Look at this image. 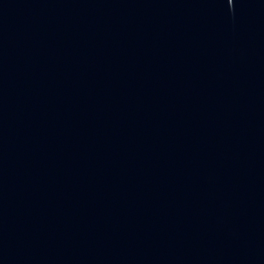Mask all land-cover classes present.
Returning <instances> with one entry per match:
<instances>
[{"label":"water","instance_id":"obj_1","mask_svg":"<svg viewBox=\"0 0 264 264\" xmlns=\"http://www.w3.org/2000/svg\"><path fill=\"white\" fill-rule=\"evenodd\" d=\"M0 264H264V0H0Z\"/></svg>","mask_w":264,"mask_h":264}]
</instances>
